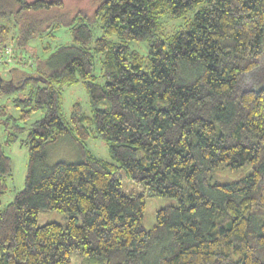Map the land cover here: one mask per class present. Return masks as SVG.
<instances>
[{"label": "trees", "instance_id": "16d2710c", "mask_svg": "<svg viewBox=\"0 0 264 264\" xmlns=\"http://www.w3.org/2000/svg\"><path fill=\"white\" fill-rule=\"evenodd\" d=\"M164 14L187 18L167 33ZM0 20V57L22 59L31 40L61 26L72 35L6 83L21 94L19 115L0 106V197L11 174L4 145L19 140L28 162L23 188L0 200V264H72V254L79 264H264V82L243 84L264 72V0H99L91 12L0 0ZM78 81L91 113L75 102L66 117L62 87ZM66 135L81 158L46 165V146ZM90 136L107 143L110 160L88 149ZM220 165L250 168L210 180ZM120 169L141 191L122 190ZM146 195L177 200L150 228ZM41 208L67 217L38 225Z\"/></svg>", "mask_w": 264, "mask_h": 264}, {"label": "rangeland", "instance_id": "374dc122", "mask_svg": "<svg viewBox=\"0 0 264 264\" xmlns=\"http://www.w3.org/2000/svg\"><path fill=\"white\" fill-rule=\"evenodd\" d=\"M33 1V0H28ZM65 7L70 11H76L79 9L91 12L95 8V4L99 0H62ZM190 12L188 15H191ZM187 15L179 18H173L169 14H164L159 18L162 28L167 33L175 32L178 28L183 26ZM1 21V20H0ZM92 40L97 36L101 35V30L98 24H94L91 27ZM111 40L115 39V35L109 37ZM72 42V35L69 29L65 26H61L53 37L36 38L30 41L29 47L24 51L22 59L16 57H0V106H5L7 113L13 116L19 115V108L14 105L13 98L18 97L21 92L20 90L14 89L12 85H7V81H13L21 73H32L36 58L45 57L51 49L62 45L69 44ZM132 48L138 49L143 54L147 51V46L143 42H131ZM45 46H51L49 50H45ZM99 54L95 56V67L94 73L97 76L98 82H103L104 79L101 74V61ZM22 71V72H21ZM3 79V80H2ZM243 84L245 87H256L264 82V72L262 68H255L249 71L243 76ZM3 81L5 83H3ZM78 102L83 111L87 114L91 113L89 97L85 87L81 81L73 84L63 85L62 87V112L68 117L70 115L72 105ZM44 114L43 109H38L33 112L30 119L23 123L24 126L28 127L34 120H37ZM5 132L2 125L0 124V139H4ZM25 134H20L18 138H24ZM88 149L96 156L110 160V153L107 143L99 137L90 136L86 140ZM47 159L46 165L51 166L58 160H64L67 162H73L81 158L80 152L68 135L59 138L54 143H51L45 148ZM4 152L10 156L11 159V174L7 176L8 189L1 195V206L10 202L15 193L23 188L24 178L27 171L28 162V150L27 147L22 144L19 140L15 143L4 145ZM249 165L237 169H228L226 166L220 165L211 173L210 180L217 179L220 181H228L240 177L249 170ZM121 177V188L124 192L141 191V188L137 186L124 172L122 169L119 170ZM177 200L175 197H162L146 195L145 207L143 212V226L150 228L155 224V212L158 208L166 205L176 204ZM67 214L64 212L41 208L37 215V224L42 225L47 222L56 221L64 222ZM72 264H79L80 258L77 254L71 255Z\"/></svg>", "mask_w": 264, "mask_h": 264}, {"label": "crops", "instance_id": "0c3cea01", "mask_svg": "<svg viewBox=\"0 0 264 264\" xmlns=\"http://www.w3.org/2000/svg\"><path fill=\"white\" fill-rule=\"evenodd\" d=\"M14 88V87H13Z\"/></svg>", "mask_w": 264, "mask_h": 264}]
</instances>
